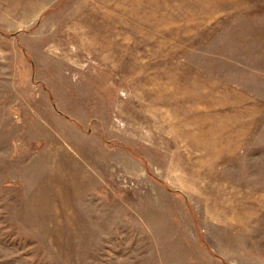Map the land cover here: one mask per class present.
Masks as SVG:
<instances>
[{"label": "rangeland", "instance_id": "1", "mask_svg": "<svg viewBox=\"0 0 264 264\" xmlns=\"http://www.w3.org/2000/svg\"><path fill=\"white\" fill-rule=\"evenodd\" d=\"M0 264H264V0H0Z\"/></svg>", "mask_w": 264, "mask_h": 264}]
</instances>
